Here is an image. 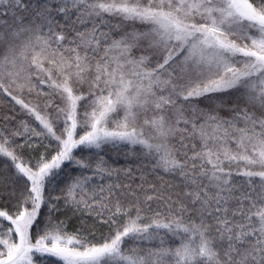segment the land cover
<instances>
[{"label": "snow or ice", "instance_id": "1", "mask_svg": "<svg viewBox=\"0 0 264 264\" xmlns=\"http://www.w3.org/2000/svg\"><path fill=\"white\" fill-rule=\"evenodd\" d=\"M0 93V264H264V0H0Z\"/></svg>", "mask_w": 264, "mask_h": 264}, {"label": "trees", "instance_id": "2", "mask_svg": "<svg viewBox=\"0 0 264 264\" xmlns=\"http://www.w3.org/2000/svg\"><path fill=\"white\" fill-rule=\"evenodd\" d=\"M14 94H18L15 93ZM225 96V100L228 103H231V99L227 96V94H223ZM22 98H24L26 101H31L32 103H36L35 99L33 97L28 96L25 94ZM209 103V101L202 99L201 106H206ZM13 110L15 114L17 115V120L24 119L27 120L29 124L34 125L33 118L26 115L20 108L19 105H16L14 101L11 100L10 97L7 96L6 93H0V115H3L4 113H8L9 115L13 114ZM226 114V113H222ZM12 126H16V122H12ZM21 139L22 138H18ZM43 151V149H40ZM128 147L127 146H121L119 149H113L110 146H105L104 149L101 151V155H104L109 162L117 164L119 166H123L125 164H131L132 160L131 159H125L124 155L122 154L123 152L127 151ZM138 150V149H137ZM32 155H35V152L31 153ZM87 154V153H83ZM25 157L29 155V150H25L24 152ZM94 158V157H93ZM13 171L11 167V161L3 156H0V175H10L11 172ZM72 174L76 175L77 170L72 169ZM97 182L98 181L97 179ZM66 211V210H65ZM67 216L71 217L70 224H69V231H74L75 228L73 227L74 224L78 223V219L76 217H72L71 212H67ZM65 215L61 214L60 219H65ZM100 231H106V229H100Z\"/></svg>", "mask_w": 264, "mask_h": 264}]
</instances>
